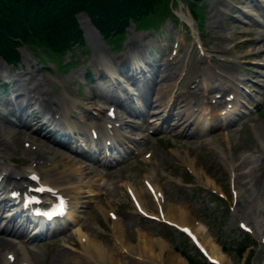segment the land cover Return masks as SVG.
I'll return each instance as SVG.
<instances>
[{
	"label": "rangeland",
	"instance_id": "1",
	"mask_svg": "<svg viewBox=\"0 0 264 264\" xmlns=\"http://www.w3.org/2000/svg\"><path fill=\"white\" fill-rule=\"evenodd\" d=\"M185 1L190 2L191 0ZM200 1L204 12L200 35L202 36L204 50L207 51L204 55L200 52L201 47L193 44L195 37L190 33L191 30L187 32L186 27L181 24L180 20L176 22L167 20L163 23L159 34L152 33L151 29L144 30L138 27L136 29L132 24L126 31L122 46L118 48L115 54H112L90 17L81 12L76 17L81 29H83L85 44L71 49L70 53L63 57V61L72 62L71 66L65 70L60 69L61 71L58 73L56 65L53 63V55H50L51 57L44 55L42 56L43 60L38 61L34 54L22 45L20 47L22 58L17 63V67L13 68L14 66L7 65L0 56L1 82L3 83L8 78H12L14 83L13 86L10 84V87L14 88L15 84V88H20L23 95L19 99H27L26 101H28L27 93L36 92L37 97L44 98V102L39 101L38 103L46 112H49L52 109L51 107H58L56 97L58 94L60 96L65 94L63 96H66L70 102L75 101V104L87 115L84 110V101H90L86 95L90 92L86 90V84L81 83L82 97L78 96L76 94L77 85L74 81V79L81 80L82 72L85 71L84 67L88 69V73L91 69L90 73L95 70L100 75L98 67L101 64V57L114 62V64L120 61L119 63L122 66L132 62V59L137 55L142 54L145 56L148 50L151 51L152 48L155 51L152 56L155 57L161 54V50L157 52L158 44L161 48L162 44H167L169 40V42H172V38L181 33L179 35L181 42H172L173 51L166 56L171 59L169 66L166 68L168 70L166 73L175 74L172 80L166 82L168 90L172 85H175L181 71L184 55L190 51L191 60L185 80L199 74H205L210 79L217 81L216 77L212 76V72H222L225 75H235L237 72L236 75L241 74L246 78L245 85L251 87L254 93L259 91V99L264 101V65H259L253 60L255 58L264 61V51L255 55L252 53L253 49L250 48L249 44L256 37L255 32L261 24L249 18L247 19L250 23L245 24L236 18V15H239L241 18L246 19L244 14L248 11L253 12L254 16L258 18L260 16L258 13H261L262 9L256 10L253 6V0ZM240 7L242 8L240 9ZM253 43L259 47H264V38H260ZM192 47L193 49H191ZM223 48H228L229 51L225 53L222 51ZM177 49H179L178 53ZM165 58L163 59L160 55L158 61L155 62V65L158 64L157 67L151 69V77L145 81V84L151 85L150 91L147 92L148 99L146 97L148 102L150 99L156 100L161 95L157 92L155 84L156 81L161 80V76L164 74L162 69L166 67L164 64ZM194 65L198 68H194ZM258 82L263 83V85ZM64 86L69 89L71 95H67ZM88 87L91 88V85ZM171 91L172 89L169 90V92ZM9 92L8 90L5 93L3 101L10 96ZM169 92L167 91L165 95H169ZM98 95L101 97V92H98ZM243 99L245 98L241 97V100ZM22 103H24V100H22ZM243 106L247 112V116L243 118V125L238 124L227 127L222 124L211 128V119L208 116L194 114L190 118L191 126L187 127L184 135L180 133L183 130L182 124L176 127L172 124H166V132L159 136L161 138L154 136L148 138L144 135L147 130L130 126V130L134 135L145 137L142 138V142L138 144V147H144V150L150 149L151 151L148 152L153 153V156L146 160L144 159L145 154L134 156L128 162L109 169L95 164L93 169L88 168L86 174L93 180H97L94 182L93 187L100 184L96 189L100 195H90V191L87 190L89 187L81 190L78 195L80 196L77 204L79 215L75 228L65 230L64 234L56 235V243L45 242L31 245L30 253L33 254L36 264H151L148 257L145 256L146 258L139 260L136 255L129 254L116 245V239L113 237L114 228L111 225L113 219L104 216L99 207L100 205L111 207L122 215V233H124V238L131 247L137 245L139 227L143 228L147 236L154 239L159 236L157 232H162L166 237L172 236L175 239L172 242L163 237L168 242L170 250L163 252L155 246L152 248L153 253L150 254L151 251L148 253L149 257L152 256L167 263L168 253L173 250V244L176 245L177 242V246L185 248L195 258L199 259L197 251L184 237L178 236L170 230L167 231L166 227L165 230L157 227L158 231H156L155 223L143 220L133 212L134 207L131 205L125 191V180L140 189L147 204L153 209L155 208L144 188L143 179L145 177L158 182L163 193L167 195L169 203L186 208L187 211L197 214L204 221L210 230L209 233L212 234V241L217 244L222 253L225 252L228 264H251V260L252 264H264V232L258 235L256 228V224H264V192L255 184L257 171L252 170L264 162V110L262 109L259 113V111L254 110L253 105H251V109L248 108L246 103ZM73 109L75 110V108ZM184 109H187V107ZM76 113L79 114L77 109ZM174 113H178L177 109ZM85 119L89 121V118ZM24 122L27 126H35L29 120ZM0 127V130L6 134L9 133V128H16L12 123L7 125L3 121L0 122ZM3 137L5 136L3 135ZM37 138L38 142L45 143L44 146L41 145V153L46 159H50L52 162L51 167L55 165L54 162L56 163L57 159L62 160L65 157L56 153L58 148H54L52 151L49 150L50 145L45 137L37 136ZM5 139L9 140L10 138ZM5 144H0V148H4V150H0V166L4 169H10L14 174H18L14 167L25 170L26 163L18 159L24 157L22 148L9 141ZM19 144L23 145L24 143L19 140ZM33 151L36 152L37 150L33 149ZM180 151L185 155L187 164L191 169L190 173L186 174L189 169L182 168H186V166L178 155ZM243 159L246 162L242 164L241 167L243 168L237 172L239 174L235 176L236 182L233 179H228V171H230L231 165L233 166L236 164L235 162ZM74 162H76V159H74ZM90 169L94 171H88ZM249 170L252 172L251 174L248 173ZM84 171L86 170L84 169ZM53 176H57V174L53 173ZM185 181H191V183L186 185ZM235 184L239 195H233V198L225 199L226 208L229 207V211L223 208V201L214 202L213 197L210 198L201 190L191 188L202 187L205 191L214 190L217 192L224 190L230 196ZM62 186L65 188L68 185ZM239 220L250 224L252 233L243 234L238 226ZM3 225L4 223H0L1 228ZM79 226H82L88 234L93 236L100 244H103L107 252H111L112 261L104 259L102 262H93L84 256L83 249L75 234V229ZM0 234L3 235L4 233L0 232ZM13 239L16 240V238ZM247 244H252V246L247 247L246 251L243 252ZM73 245L76 248L72 247ZM17 255L19 260L16 264H22L23 255L19 252Z\"/></svg>",
	"mask_w": 264,
	"mask_h": 264
},
{
	"label": "trees",
	"instance_id": "2",
	"mask_svg": "<svg viewBox=\"0 0 264 264\" xmlns=\"http://www.w3.org/2000/svg\"><path fill=\"white\" fill-rule=\"evenodd\" d=\"M158 1L160 0H0V48L7 45L0 52L8 58L14 56V37L26 39L31 46L34 43L35 46H44L46 41L43 36L47 31L55 36L59 34L63 37L65 34L63 38H69L72 33L62 29L73 26L70 16L79 9L88 10L90 15L97 17L98 23L102 25L104 21L105 24H110L106 28L114 29L121 26L127 15L139 5L143 11H150ZM29 24L31 31H28ZM51 26L56 27L53 29ZM35 34L39 37H34Z\"/></svg>",
	"mask_w": 264,
	"mask_h": 264
},
{
	"label": "bare ground",
	"instance_id": "3",
	"mask_svg": "<svg viewBox=\"0 0 264 264\" xmlns=\"http://www.w3.org/2000/svg\"><path fill=\"white\" fill-rule=\"evenodd\" d=\"M261 36H264V32L259 30L258 32V36L256 37L257 39ZM251 44V43H250ZM260 51V49H259ZM258 51V52H259ZM191 85H189L188 88H190ZM162 88V86L160 87ZM189 91V90H188ZM64 105V104H63ZM182 120V117H178L176 119V123H179L180 121ZM126 123V122H125ZM187 125L185 124V127ZM184 127V129H185ZM11 137L13 138L14 135H11ZM1 144L5 145L4 143H6L4 141V139H1ZM24 154L27 155V156H32V151H29V150H24ZM59 162V161H57ZM64 169L61 170V172H65V171H75L72 167H71V164L69 163H66L64 164ZM56 168L57 169H61V164L59 163H56ZM79 170H76L78 171L79 175H82V171H81V168L80 167H77ZM239 168H242V167H239ZM253 171L256 170L257 171V176L255 177L256 178V183L257 184V187H259V189H262L261 191L264 192V162L253 168L252 169ZM1 171V170H0ZM249 174H251L252 172L249 170L248 172ZM31 174V173H29ZM2 177L3 179L6 180V184H12V186H18V183L16 181H14V178L11 176V173L10 172H3L2 174ZM66 181L70 182V180L68 178L65 177ZM90 179L87 180V183L90 184ZM87 184V185H89ZM73 190H75V194H79L81 189L83 187H86L82 184V182H76V184H73ZM154 190L158 189V186L154 184ZM14 189V188H13ZM11 189V191L13 190ZM136 190V189H135ZM90 191H94V190H90ZM140 191H135L136 193V196L139 200V204L142 206L143 209H146V207L142 205L143 203V200L140 198ZM93 194V193H92ZM158 200H160V198H158ZM169 208L168 210H166V215H168V217H170L171 219H174L176 221H181V222H184L186 219H185V212H184V209L180 208V207H174L172 206L171 204L168 205ZM70 207L73 209V214H70V218H73L74 217V214L76 213V208H74L73 204L70 205ZM2 209V205H0V210ZM10 213V212H9ZM8 213V214H9ZM180 214V215H179ZM183 214V215H182ZM165 215V214H163ZM165 215V217H167ZM189 225H191L192 229L195 231V233L197 235H200L199 233L201 232V230H203V226H197V225H193L191 223H189ZM8 226H9V230L13 231L17 229V224L14 222H9L8 223ZM77 230V233H80V238L81 240L83 241V246L86 247L87 251H90L95 257H97L98 259H107L109 261H112L113 257L112 255H110L111 252H107L105 251V249L97 242L95 241L93 238H91L90 236L88 237V235H85L84 233H82V230H81V227H79ZM14 232V231H13ZM20 235L19 237H22L24 234L23 230L20 231ZM204 236V237H203ZM202 236V245L203 247L207 246L210 247V254L211 256H214L216 257L220 262L224 261L225 262V257H223L222 253L219 251L218 247L212 243L210 240L207 239V236L203 234ZM142 245L140 244L139 247H137V250H139V252L143 255H148V253L151 251L150 254H152V248L155 247V245H158L159 246V249H161L162 251H165L166 248H165V243L163 242V240H161L160 238H152V237H149L147 236L146 234L142 236ZM209 244V245H208ZM15 243L12 239H9L7 238L6 236H3V235H0V252H3L4 249H12V247H15ZM148 248V249H147ZM153 260V259H152ZM168 264H188L187 260L184 259L182 256H179V255H176V254H173L172 252H169L168 254ZM155 261V260H154ZM2 262V256L0 257V264ZM26 262V261H25ZM227 262V261H226ZM154 264H158L157 262H154ZM225 264V263H224Z\"/></svg>",
	"mask_w": 264,
	"mask_h": 264
}]
</instances>
